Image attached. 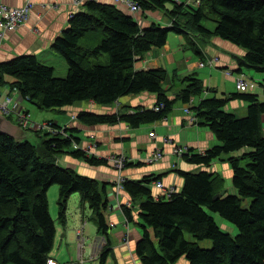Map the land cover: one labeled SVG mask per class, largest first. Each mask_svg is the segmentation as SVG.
<instances>
[{"label": "trees", "instance_id": "16d2710c", "mask_svg": "<svg viewBox=\"0 0 264 264\" xmlns=\"http://www.w3.org/2000/svg\"><path fill=\"white\" fill-rule=\"evenodd\" d=\"M134 1L140 6L139 13L163 9L169 24L153 22L143 27L121 5L86 1L83 10L70 15L68 26L52 43V49L66 62L64 77H56L54 68L36 55L22 54L0 63V83L5 76L12 77L10 86L21 100L39 109L66 111L83 103L87 107L72 117L89 127L152 124L164 120L180 100L194 123L208 127L217 143L202 152L188 148L181 153V160L197 169H175L181 188L167 197H153L151 184L161 179L160 174L124 179L123 192L139 205L137 222L142 234L134 245L136 260L139 264H176L181 259L185 264H264V101L254 92L235 91L193 104V96L208 90L200 79H184L187 86L171 98L163 86L165 69L134 67L174 32L202 37L206 43L210 37L227 41L245 52L235 56L237 71L246 67L264 73V0H200L198 5L187 0ZM186 39L201 55L196 43ZM259 83L264 88V81ZM141 93L154 96L151 107L124 105L115 112L100 110L124 96ZM231 100L246 102V113L238 116L227 111L225 106ZM11 116L7 118L13 121ZM47 123L55 131L36 130L37 145L16 142L0 133V264H47L52 259L56 226L46 195L52 184L59 186L60 224L66 220L72 193H79L80 201L88 204L97 232L106 238L105 249L97 255L99 264H104L109 251L105 183L64 166L58 157L71 155L91 166L108 161L77 147L82 140L76 135L77 127L63 128L52 120ZM219 159L229 165L230 182L220 173L206 170ZM222 189L224 193L215 198ZM123 211L133 221L130 209ZM214 215L223 220L222 227ZM224 222L237 232L231 234ZM203 241L209 245H200Z\"/></svg>", "mask_w": 264, "mask_h": 264}, {"label": "crops", "instance_id": "0c3cea01", "mask_svg": "<svg viewBox=\"0 0 264 264\" xmlns=\"http://www.w3.org/2000/svg\"><path fill=\"white\" fill-rule=\"evenodd\" d=\"M101 2H111V0H99ZM177 2L184 0H175ZM186 1V0H185ZM24 0H0V3L9 7H19ZM83 5L76 0H32V7L28 19L18 26L14 31L7 32L0 38V63L7 61L15 56L22 54H34L38 59L54 68L53 60L61 63V71L66 69L65 62L62 57L52 49L54 39L68 26V20L71 14L83 10ZM127 11V9H125ZM127 13H129L127 11ZM131 14V13H130ZM133 16L138 17L141 26H148L151 23H159L162 26L169 24L167 15L163 9L154 11H141ZM189 41H194L201 50V55L193 51ZM210 42L206 43L202 37H195L192 34L169 33L166 43L160 48H152L141 59L134 64L136 70H147L154 68H163L166 70V80L163 84L167 90V95L174 98V93L181 91L187 86L184 79L198 78L203 82L204 87L208 88L201 93L192 97V103L196 104L199 99L204 97H226L234 90V77L240 72L244 73V68L237 71V62L235 56L244 55V50L230 44L227 41L216 37H210ZM216 57L218 61L210 66L205 63L200 66L201 61L207 62L211 58ZM231 70L232 76L227 75L224 71ZM67 71V70H65ZM63 76V74H60ZM261 80V79H259ZM13 78L4 77V83H0V101L6 96L11 95L12 88L10 86ZM254 93L258 95L259 100L264 101V88L260 84ZM18 103L19 109H23L29 113V109L24 104L26 100H21L19 94L13 98ZM154 96L148 93L138 95H128L120 98L109 108H100L101 111L115 112L117 107L124 105H143L151 107L154 104ZM29 102V101H28ZM83 104V103H82ZM247 103L241 100H231L225 106L227 111L237 115L235 110L240 109ZM73 107L77 108V104L68 107L66 111L69 116L63 118V122L57 119L52 121L59 125L74 126L79 129L76 133L82 140L78 143V147L85 148L91 146L90 152L96 156H108L121 154L128 159V165L122 171L127 178L139 180L149 175H162L161 181L166 187H173L176 190L181 188V179L177 176L175 169H197L181 160V156L174 154L173 148L182 147L191 149L196 152H202L208 147L217 143L212 132L201 125L190 121V116L184 112V105L177 100L174 102L171 112L168 114L167 120L156 121L152 124H143L137 128L128 127V125L120 123L117 125H97L93 127L84 126L72 118L74 113ZM61 113L65 111H60ZM246 113V112H245ZM15 117V116H14ZM51 120V119H50ZM47 121V120H45ZM13 122H15L13 120ZM261 125L264 132V113L261 115ZM154 130L155 137H149V132ZM155 149L163 152V157L153 164L145 163V158ZM62 157H60L61 159ZM60 160H58L59 162ZM226 163L227 168L221 172L218 171L217 160H214L209 171H218L227 174L224 178L230 182L231 170L226 161L218 160ZM61 164L75 169L82 175H86L97 179L100 183H105V196L108 201V207L105 210L106 223L109 226L108 257L111 256V264H139L134 255V245L142 234L138 220V203H135L130 209L133 221H128L124 214V201L129 199L125 192L117 193L113 184L116 171L110 163L106 165L91 166L85 161L75 159L68 155L61 159ZM228 176V177H227ZM153 186V182L151 184ZM153 192L157 193L156 189ZM79 194V193H78ZM71 197V195H70ZM69 197V200H70ZM79 204L82 209L79 213L77 207L71 212L63 224L56 226V235L58 251L50 253V257L59 264H93V260L97 259L100 252L99 238L102 235L97 232L96 226L90 230L94 233L91 239L90 234L86 232V219L84 205ZM69 200L67 205V213L69 208ZM88 205V204H87ZM90 210V208H89ZM54 220V219H53ZM127 220V221H126ZM55 222V221H54ZM83 227L86 236L85 248L81 254H78L76 247V229ZM84 225V226H83ZM89 232V233H90ZM128 236V245H123L124 237ZM57 236V237H56ZM54 239V241H55ZM93 259V260H92ZM105 261V262H106ZM185 264V261L184 263Z\"/></svg>", "mask_w": 264, "mask_h": 264}, {"label": "built area", "instance_id": "2783aa9c", "mask_svg": "<svg viewBox=\"0 0 264 264\" xmlns=\"http://www.w3.org/2000/svg\"><path fill=\"white\" fill-rule=\"evenodd\" d=\"M86 1H98V0H76L77 3L82 4ZM112 3H115L117 5L123 6V8L127 9L129 13L132 15L139 13L140 6L135 2L134 0H111ZM187 3H190L191 5H198L200 3V0H187ZM32 7V0H24L23 4L19 7H9L2 3H0V38L4 36L7 32L14 31L18 26L23 24L29 17V13ZM137 21L140 22L139 18H137ZM218 61V58L213 57L210 60H207V62L201 61L199 63L200 66H204L205 63L209 64L210 66H213L214 63ZM226 74L232 76V71L227 69L224 71ZM256 82V81H254ZM250 79H248L244 73L240 72L234 77V86L238 92H252L253 89L256 86V84ZM257 83V82H256ZM12 93L18 94L15 88L12 89ZM184 111L186 114H190L187 107L184 108ZM0 112L4 114L6 117L10 116L11 114L15 117V123L19 124L25 129H31V130H47V131H55L53 130L50 125L47 123V121H44L42 124H30L29 113L25 112L23 109H19L18 103L14 102L11 95H6L1 101H0ZM74 118V116L72 117ZM164 120H167V117L164 118ZM195 119L193 117H190V121H194ZM150 137H155L154 130L149 132ZM91 146L83 148L86 153L89 155L93 154V152H90ZM188 149V148H187ZM187 149H184L182 147H175L173 148L174 154H178V156L181 155V153L186 152ZM101 158L106 159L111 165L113 166L114 170L116 171V175L114 177L115 182V190L117 193L121 192L123 189L122 182L126 178L122 171L125 168V164L127 162V158L123 155H108V156H100ZM163 157V152L160 149H155L152 151L148 156L145 158V163L153 164L154 162H157ZM153 187L158 191L157 193L153 194V197L157 199L160 196L167 197L170 193L175 192V188L173 187H166L160 180H156L153 183ZM127 207H131V200L127 199L123 203ZM127 221V220H126ZM111 226L114 224L111 223ZM105 238L103 237L100 241V246L104 242ZM85 241L86 236L84 233L83 227H79L76 229V247L78 254L81 256L84 248H85ZM123 245H128V236L125 235L123 239ZM47 264H59L58 262L49 259Z\"/></svg>", "mask_w": 264, "mask_h": 264}, {"label": "rangeland", "instance_id": "374dc122", "mask_svg": "<svg viewBox=\"0 0 264 264\" xmlns=\"http://www.w3.org/2000/svg\"><path fill=\"white\" fill-rule=\"evenodd\" d=\"M208 27H210L212 29L213 28V24H209ZM102 60L103 59H101V61ZM53 63L55 65L54 75L56 77H64L66 75V72L67 71H65V70H67V68L66 69H63V71H61V66H60L61 63L57 62L55 59L53 60ZM65 64H66V62H65ZM64 66L66 67V65H64ZM60 74H63V76L60 75ZM244 74L251 81H253V82L256 81L257 83L254 82L256 84V86H259L260 85L259 82L264 81V73L255 72L254 70H252L250 68H244ZM259 79H261V80H259ZM256 88L257 87H255L253 90H256ZM234 90L237 91L236 88H235V86H234ZM15 96H16L15 93H11V97L12 98H14ZM24 104L29 109V118H28V120L30 121V124H32V125H34V124H42L45 120H50V119L51 120L57 119V120H59V122L62 123L63 122V118L65 116H69V113L67 111L61 113L60 111H57V110L39 109L36 105H34V104H32V103H30L28 101H25ZM123 106H124V104L118 106L117 107V110L118 109H122ZM83 107H87V106L85 104H82V103L79 104V105H77V108H83ZM73 111L76 112L77 109L75 107H73ZM235 112L237 113L238 116L244 115L245 112H246V105L245 106L243 105L240 109L235 110ZM11 119H13L15 121V118L13 116H11ZM62 127L64 128V127H68V126L67 125H63ZM60 131H62V130H60ZM42 134L43 133L40 132L39 135H42ZM151 138H153V137H151ZM32 141L34 142V139H32ZM117 155H120V154H117ZM64 156H66V155L59 156L58 157V160L61 161V159L64 158ZM68 156L72 157L71 155H68ZM60 157H62V158L60 159ZM222 161H223V159H222ZM216 163H217L216 168H218V171H220V172L223 169H226L227 168L225 162L224 163H221V162H219L217 160ZM86 164L88 165V163H86ZM193 170H195V169H193ZM218 171H216V172H218ZM223 174L225 176L227 175L224 172H223ZM223 174H221V176L222 177H225ZM227 184H230V186H231V183H227ZM46 195H47V200H48V211H49L51 217L54 219L55 224L59 226V222H58V219H57L58 218V208H59L58 207V204H57V200H58V196H59V186L57 184H52L48 188V190L46 192ZM78 198H79V194L77 192H75V193H72L71 194L70 200L68 199L69 200V208H68V213H67V209H66L67 218H68V216H69V214L71 212H74L75 207H77V209L79 210V213H80V211L82 209V206H80V204H79L80 202H79V199ZM133 204L135 205V203L132 202L131 207L133 206ZM67 205H68V202H67ZM84 206H85L84 207V209H85L84 215H85V219H86L85 230H86V232H88V234H90V238L89 239H91L92 236L94 235V233H91L90 230H92L93 227L96 226L95 219H94V215H92V213H91V210H89L88 205L85 204ZM214 217L216 219V222L219 224V226L222 227L221 225H222L223 220L219 216H217V215H214ZM224 225H226L228 227V231H230L231 234L237 232V230H235L236 228L231 223L224 222ZM103 237L104 236H102V238ZM89 239L86 242H88ZM100 241H101V239L99 238V243H100ZM106 244L107 243H106V238H105V240L102 243V245L99 246L100 251L103 250V249H105V247H106L105 245ZM200 245L207 246V245H209V241L200 242ZM58 249L59 248H58V245H57V239H55L54 244H53V247H52L50 253H53L54 254V253H56L58 251ZM92 262H93V264H99L100 263V261L99 260L97 261L96 259H94ZM111 262H112V259H111V256H109L108 257V260L104 264H111ZM183 263H184V260L183 259H181V260H179V261L176 262V264H183ZM85 264H89V263L88 262H85Z\"/></svg>", "mask_w": 264, "mask_h": 264}, {"label": "water", "instance_id": "95a60500", "mask_svg": "<svg viewBox=\"0 0 264 264\" xmlns=\"http://www.w3.org/2000/svg\"><path fill=\"white\" fill-rule=\"evenodd\" d=\"M111 104H107L106 107H110ZM0 133L6 134L12 137L16 142H22L24 140L29 141L33 145H37L39 143V138L36 135L35 131L30 129H25L19 124L8 119L4 114L0 112ZM34 139V142L32 141ZM224 193L222 189L215 195V198L219 197Z\"/></svg>", "mask_w": 264, "mask_h": 264}, {"label": "clouds", "instance_id": "9594fccd", "mask_svg": "<svg viewBox=\"0 0 264 264\" xmlns=\"http://www.w3.org/2000/svg\"><path fill=\"white\" fill-rule=\"evenodd\" d=\"M167 117H168V116H167ZM77 147H78V146H77ZM82 149H83V148H82ZM95 157L101 158L100 156H96V155H95ZM206 170H207V168H206ZM126 178H127V177H126ZM113 180H114V179H113ZM160 181H161V179H160ZM154 182H155V181H153V183H154ZM161 182H162V181H161ZM113 184H114V187H115V182H114V181H113ZM151 187H152V190L155 189L153 186H151ZM175 191H176V189H175ZM121 192H123V189H122ZM153 193H155V192H153ZM130 200H131V199H130ZM123 205H124V204H123ZM131 205H132V201H131ZM126 208L129 209V208H131V207H127V206H126ZM126 219H127V218H126ZM109 228H110V225H109ZM85 243H86V242H85Z\"/></svg>", "mask_w": 264, "mask_h": 264}, {"label": "bare ground", "instance_id": "6f19581e", "mask_svg": "<svg viewBox=\"0 0 264 264\" xmlns=\"http://www.w3.org/2000/svg\"><path fill=\"white\" fill-rule=\"evenodd\" d=\"M228 75V74H227ZM108 207V206H107Z\"/></svg>", "mask_w": 264, "mask_h": 264}]
</instances>
